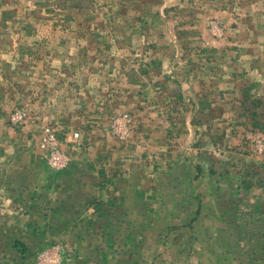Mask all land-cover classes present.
<instances>
[{"label": "rangeland", "instance_id": "1", "mask_svg": "<svg viewBox=\"0 0 264 264\" xmlns=\"http://www.w3.org/2000/svg\"><path fill=\"white\" fill-rule=\"evenodd\" d=\"M0 167V264H264V0H0Z\"/></svg>", "mask_w": 264, "mask_h": 264}, {"label": "crops", "instance_id": "2", "mask_svg": "<svg viewBox=\"0 0 264 264\" xmlns=\"http://www.w3.org/2000/svg\"><path fill=\"white\" fill-rule=\"evenodd\" d=\"M253 56L255 57L254 54H253ZM84 75L85 74H83V72H82L81 73V77H83ZM87 76H88V74H86L84 79L83 80L81 79V81H84ZM240 80H241V84H236V85L239 87V90L242 91L243 94H245V95H249V94L254 93L255 89H253V87H257L258 89H261L260 86L254 85L255 84L254 81L249 82L248 85H250V86H248L245 82L244 83L242 82L243 81L242 79H240ZM152 81H155V80H151V83H152L151 86H153V88H151L150 90H149L150 84H149V86L147 85L146 88H143L144 86L142 84H139V87H138L139 88V94L142 93V92H145V94H148L150 91L153 92L154 90H155L154 92H158L159 89H160V86H158V84L160 82L156 81L155 83H153ZM216 83H217L216 84L217 86H215L216 91H217L218 88H220V91L222 92V90L224 89V85L219 84V82H217V81H216ZM119 85H120V83H118V85H117L118 89L120 87ZM120 90L125 91L123 87ZM122 95H123V93H122ZM121 96H120V98H121ZM153 97L151 98L152 100H153ZM172 97H174V94L172 96H168V101ZM86 99H88V98H85V97L83 98L84 102L82 101L81 105H84L85 101H88ZM146 102L149 103L150 101H146ZM151 103H152L153 107H155L158 104V100H153V101H151ZM126 104H128L127 105V107H128V106H130L129 104H132V103H126V96L124 95V97H122V99L118 103H116L115 105H119V106H116V107L120 108L121 106L125 107ZM215 104H216V102L213 105H215ZM204 106L207 107L209 105L205 104ZM156 115H158V112H154V113L152 112L151 114H149L148 112H138V113L136 112V114H135V116H138V118L146 116V120H145V118L143 120L144 124L145 125L148 124L149 126L151 125V128H149V130H151V135L154 133V136H151V137L149 136V138H151L150 141H152V142L156 141L155 143H157L159 133L161 134L163 132L162 130H160V128L161 127L164 128V126L166 125V126H168L167 128L170 129V127H171L173 129V133L171 134V137H168V139L171 138V139H169V141L175 142L174 144L178 147L177 148L176 146H174V148H172V151H174L176 154L178 153V151H183L184 148H182V146L186 143V140L190 137V134L186 132L185 128L187 127V125L191 124V121H192L191 118H186V120L181 121L180 118L176 117L175 115L170 116V119H167V118H164V117H159L158 118ZM182 125H184L185 128L182 127L183 131L181 132V129L179 130L178 128H180ZM153 129H155V132H154ZM145 137L148 138L147 134H146ZM179 145H181V147ZM188 151H189V148H188ZM189 153L190 152H186L185 155L182 154L181 156L183 158H188L189 157ZM0 169H2V171L0 170V189L3 188V186L5 188L9 189L8 188L9 187L8 186V182H10V181H7V179L4 178L5 174H8V172H7L8 170L5 172L4 168L0 167ZM182 169L185 171V167L184 166L182 167ZM5 196L8 199H11V197H14V198H18L19 197V196L15 195V191L14 192H10V191L6 192ZM14 200L16 201V199H11L10 201L7 202V204L12 205V203H13L15 205V201ZM120 200L121 199H119L117 202H122L123 201V200H121V201ZM8 210L10 212L8 214H10V219L11 220H16V219H18L19 216L22 217L21 219H23V220H29L31 218V216L29 214L16 212L13 207H11ZM200 210L201 209L198 206V208H196V212H199ZM34 215L35 214H32L33 217H34Z\"/></svg>", "mask_w": 264, "mask_h": 264}, {"label": "trees", "instance_id": "3", "mask_svg": "<svg viewBox=\"0 0 264 264\" xmlns=\"http://www.w3.org/2000/svg\"><path fill=\"white\" fill-rule=\"evenodd\" d=\"M16 246L18 248H21V247L25 246V243L23 241H16Z\"/></svg>", "mask_w": 264, "mask_h": 264}]
</instances>
